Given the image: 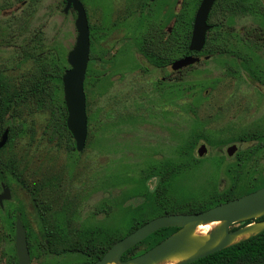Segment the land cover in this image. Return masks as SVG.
Returning a JSON list of instances; mask_svg holds the SVG:
<instances>
[{"label": "rangeland", "instance_id": "obj_1", "mask_svg": "<svg viewBox=\"0 0 264 264\" xmlns=\"http://www.w3.org/2000/svg\"><path fill=\"white\" fill-rule=\"evenodd\" d=\"M185 1L194 8L197 0H160V30L171 31L174 15ZM80 2L91 39L84 80L85 147L81 152H68L64 144L49 142L43 133L47 113L34 110L24 120L27 128L19 129V135L0 151L3 161H18L23 181L8 173L0 178V194L4 187L10 193L0 206V264H18L14 238L19 214L33 246L29 264L85 260L77 252L56 255L35 250L43 230L38 210L48 204L56 221H62V212H66L73 226L123 233L131 223L148 222L160 215L159 200L206 196L212 186L225 191L244 185L237 192L242 196L264 187V9L259 8H264V0H245L247 10L235 13L223 10L220 24L215 23L232 33L228 47L259 65L260 82L227 55L202 54L199 63L178 72L171 70V64L160 67V100L150 75L137 76L130 85L125 70L110 66L108 72H98L95 68L99 51L103 50L105 58L114 53L113 33L124 32L120 28L125 23L120 19L127 14L126 0ZM232 2L219 0L215 9ZM63 8V0H0V73L6 81L17 82L36 67L38 59L62 67L63 76L77 36L76 13H64ZM250 31L257 34L254 43L246 39ZM54 88L63 100L62 82ZM148 112H160V120L128 124L130 115L149 117ZM254 133L256 138L249 139ZM241 136L243 141H238ZM191 140L193 150L186 146ZM201 145L206 148L202 157L197 152ZM231 145L236 150L228 156L226 149ZM165 161L176 165L179 172L159 192L157 177L147 176ZM248 174L256 179H246ZM42 200L45 204L39 203ZM6 211L13 214L12 220L7 219Z\"/></svg>", "mask_w": 264, "mask_h": 264}, {"label": "trees", "instance_id": "obj_2", "mask_svg": "<svg viewBox=\"0 0 264 264\" xmlns=\"http://www.w3.org/2000/svg\"><path fill=\"white\" fill-rule=\"evenodd\" d=\"M218 1L219 0L215 1L209 13L207 23L211 24L212 28L208 31L205 45L200 53H192L188 50L191 23L194 10L199 0L195 2L194 8L190 5L186 6L187 1H185L181 10L174 15L175 23L173 27H171V31L169 32V29L166 31L160 30V67H167L173 60L186 55L200 56L202 54H207L209 56L220 57L227 55L235 59L251 79L254 81L260 80L261 72L259 65L255 64L252 58L246 54L239 53L228 47L227 40L232 33L221 30L216 26V24L219 25L221 22L220 17H223V10H227V12L231 13L243 9L247 10V5L244 2L245 0H232L233 2L230 6H226L225 8L221 7L217 10L215 7ZM259 8L260 10L264 9L263 6ZM216 27L217 29L213 30ZM251 32L252 31L245 36L247 41L254 43L257 34ZM260 36L262 37V35ZM62 69L63 68L59 65L50 66L47 62H42V60L38 59L36 67L32 71H28L25 75L21 76L17 82L6 81L0 73V139L6 129L8 130L9 137L7 144L0 149V151L10 143L15 134L19 135V129L26 127L24 120L27 116L34 113V110L46 111L47 113L43 133L49 142L64 144L68 152L75 150V143L66 127V108L62 98L56 96L54 88L56 84H61ZM27 130H31V128ZM194 136L195 135H192V138L195 139L196 136ZM248 138L254 140V138H256L255 133L249 135ZM236 139L237 138H235V140ZM243 139L244 137L241 136L238 141H243ZM187 145L189 148L186 147ZM186 146L184 148L193 150L195 146L194 140L189 141ZM156 167L157 168L147 177H157L160 192V189H167L168 183L179 170L176 165L168 161L163 163L159 162ZM7 173L23 184L21 177L22 170L16 159L13 158L3 161V159L0 158V178L2 174L4 175ZM255 177L256 176L248 174L246 179H256ZM241 186L244 185H235L225 191H220L215 186H212L206 196H195L190 198L177 197L174 199H163L161 202L159 200L156 205L158 209H162V213L157 216L204 212L217 205L242 196L237 194L238 188ZM37 202L36 200V203ZM39 203L45 204L43 200ZM45 206L46 208L38 206V214L43 230L41 240L36 244L35 250L39 251V254L50 253L56 255L77 252L85 257V260L78 264H93L100 259L115 242L121 240L146 223V221L140 224L131 223L123 233H120L119 230L114 231L102 229L100 227L81 228L73 226V220L71 217L66 216V212H62V221H59L60 219L58 218L56 221L52 214H49L51 206L49 204ZM19 216L26 232L29 254L30 257H32L33 246L30 233L25 225L22 214H19ZM6 217L12 220L13 214L6 211ZM259 220H264V217H261ZM249 222L250 221H247L244 224ZM10 226L13 230L12 221ZM177 229L178 228H162L154 232L136 246L126 251L122 255V260L143 254L169 237ZM234 229L235 227L231 228V230ZM190 264H264V231Z\"/></svg>", "mask_w": 264, "mask_h": 264}, {"label": "water", "instance_id": "obj_3", "mask_svg": "<svg viewBox=\"0 0 264 264\" xmlns=\"http://www.w3.org/2000/svg\"><path fill=\"white\" fill-rule=\"evenodd\" d=\"M66 13L72 6L76 13L74 27L77 33L75 44L68 52L66 61L69 68L61 78L63 100L66 108V127L75 143V151L81 152L87 139V115L84 80L90 53L89 24L84 6L80 0H64ZM216 0H201L194 14L188 45L190 52L202 51L206 34L210 30L207 23L209 13ZM208 59V57H205ZM197 56H183L174 60L170 67L173 72L199 63ZM8 139V130L1 135L0 149ZM236 150L235 145L226 149L228 156ZM198 155L204 156L205 146L198 148ZM10 198L9 189L4 187L0 194V206ZM264 187L209 210L196 214H170L156 217L121 240L115 242L100 259L93 264H190L215 252L244 241L264 231ZM250 221L247 224L245 222ZM218 223L204 235L196 234L200 226ZM242 226L231 230L234 225ZM162 228H178L169 237L143 254L122 260V255L149 235ZM15 250L18 264H29L30 256L25 230L21 220H15Z\"/></svg>", "mask_w": 264, "mask_h": 264}, {"label": "flooded vegetation", "instance_id": "obj_4", "mask_svg": "<svg viewBox=\"0 0 264 264\" xmlns=\"http://www.w3.org/2000/svg\"><path fill=\"white\" fill-rule=\"evenodd\" d=\"M63 4L64 12L66 7L64 0ZM126 8H128L126 16L124 19H120L125 23H122L124 26L122 25L120 28L124 32L119 33L121 35L116 32L113 33L114 53L109 55V58H105L103 50L99 51L98 56L94 59L95 68L98 67V72H100V69H107L108 72L110 66L125 70L130 85L135 83V77L150 75L153 77L155 96L158 95L160 100V0H126ZM69 10L74 11L72 6L68 8L67 12ZM208 25L212 28L211 24ZM117 29L119 28L116 26ZM168 31L170 32V29ZM109 50L111 51V49ZM110 51H106V54ZM197 57L200 58L201 55ZM258 82L260 81L258 80ZM154 102L158 103L157 101ZM147 116L149 117L130 115L127 118L129 120L128 124L134 125L137 122L147 124L151 119L160 120V112H148Z\"/></svg>", "mask_w": 264, "mask_h": 264}, {"label": "bare ground", "instance_id": "obj_5", "mask_svg": "<svg viewBox=\"0 0 264 264\" xmlns=\"http://www.w3.org/2000/svg\"><path fill=\"white\" fill-rule=\"evenodd\" d=\"M218 223H211V224H208V225H203V226H200L197 231H196V234L198 235H204L205 233H207L212 227H215ZM165 264H173L172 262H168V263H165Z\"/></svg>", "mask_w": 264, "mask_h": 264}]
</instances>
